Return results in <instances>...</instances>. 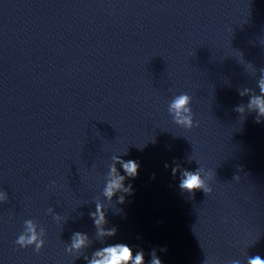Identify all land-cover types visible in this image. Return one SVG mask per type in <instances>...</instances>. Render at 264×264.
Masks as SVG:
<instances>
[{
    "label": "water",
    "instance_id": "1",
    "mask_svg": "<svg viewBox=\"0 0 264 264\" xmlns=\"http://www.w3.org/2000/svg\"><path fill=\"white\" fill-rule=\"evenodd\" d=\"M115 157L73 143L0 124V264H87L109 244L155 251L161 264H248L264 259V198L205 183L212 191H181L180 176L140 165L126 178L131 194L104 195ZM126 161V160H125ZM116 168L126 175L120 164ZM124 195V203L119 197ZM100 205V236L91 213ZM31 221L44 247L15 243ZM88 246L70 249L73 234ZM163 249V250H162Z\"/></svg>",
    "mask_w": 264,
    "mask_h": 264
},
{
    "label": "clouds",
    "instance_id": "2",
    "mask_svg": "<svg viewBox=\"0 0 264 264\" xmlns=\"http://www.w3.org/2000/svg\"><path fill=\"white\" fill-rule=\"evenodd\" d=\"M259 88L261 95L252 96L248 103V109L256 112V122L260 123L261 118L264 117V78L259 82ZM247 89L240 92L243 96L247 93ZM192 98L186 93L177 95L169 104L168 111L173 116L174 122L182 125L186 128H193L198 126L194 120L192 109L190 107ZM236 111L243 113L245 108L240 105L236 108ZM115 163L111 166L109 175L110 179L106 183L104 189L105 197L111 199L118 192L124 194H131L132 186H125L126 178H135L138 175L139 163L135 160H123L119 156L115 157ZM116 164H120L126 175H121ZM167 167V165H165ZM179 170V166L172 169L173 176L176 175ZM179 188L183 192L194 195L195 191L202 190L208 194L212 191L208 187L204 180L201 178L200 169L197 168L195 171L182 170L180 172ZM124 195L119 197V203H124ZM91 218L94 221V225L97 227L98 234L100 236L112 237L116 234V229H106L102 227L107 223L105 214L100 205H97L95 212L91 213ZM87 234L76 232L73 234L72 243L70 249L80 251L88 246ZM15 243L21 248H26L30 245H35V251L39 252L44 247V241L40 239L37 234L34 225L31 221L26 222V230L24 234H20L16 239ZM163 250V249H162ZM87 260V264H145V257L143 251H137L134 255L133 249L125 243H115L104 246L97 249L93 254L92 258L89 259L87 256L84 257ZM149 264H161V260L156 255L155 251L151 254V260ZM205 264H209L208 260ZM248 264H264V259H261L259 255L249 257Z\"/></svg>",
    "mask_w": 264,
    "mask_h": 264
}]
</instances>
